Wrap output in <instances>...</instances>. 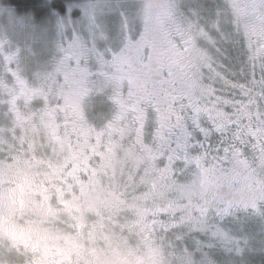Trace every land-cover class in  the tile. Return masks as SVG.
<instances>
[{
	"label": "clouds",
	"instance_id": "clouds-1",
	"mask_svg": "<svg viewBox=\"0 0 264 264\" xmlns=\"http://www.w3.org/2000/svg\"><path fill=\"white\" fill-rule=\"evenodd\" d=\"M0 264H264V0H0Z\"/></svg>",
	"mask_w": 264,
	"mask_h": 264
}]
</instances>
